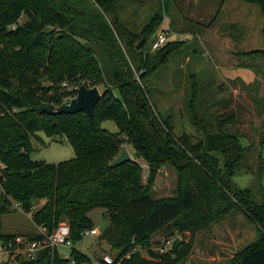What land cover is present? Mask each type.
<instances>
[{"label": "trees", "instance_id": "obj_1", "mask_svg": "<svg viewBox=\"0 0 264 264\" xmlns=\"http://www.w3.org/2000/svg\"><path fill=\"white\" fill-rule=\"evenodd\" d=\"M90 1L107 23L86 20L64 0H0V213L14 211L15 202L30 213L34 227L41 228L23 234L28 240L44 243L45 235L61 221L68 226L70 241L68 257L43 246L32 258L0 257V264L10 260L11 264H90L74 243L81 239V230L93 226L87 211L94 206L106 217L97 238L121 257L120 264H175L190 251L196 231L231 211L243 213L257 235L236 249L226 264H264V190L257 200L232 180L245 147L235 133L223 130L232 120L231 112L214 115V125L204 122L191 104L193 81L188 115L199 136L173 133L169 116L159 114L148 92L157 65L180 40H166L152 50L149 44L144 47L161 21L160 13L154 12L132 31L118 17L121 0ZM240 1L255 4L264 17V0ZM20 15L23 19L18 22ZM238 31L242 32L240 27ZM260 34L264 42V24ZM232 54L242 58L238 67L260 74L252 60L264 57V47ZM80 84L101 87L90 120L81 110L38 109L40 104L57 105L73 96ZM106 119L114 123V132L100 126ZM37 131L52 140L62 135L72 156L55 162L30 159L31 138L41 142ZM121 143L129 144L133 157L144 161V177L131 157L108 166ZM164 164L174 170L173 193L151 197L154 176ZM38 200L40 204L33 207ZM157 231L162 236L178 232L180 237L168 252L147 250L143 256L132 250L149 245ZM12 235L0 231V240Z\"/></svg>", "mask_w": 264, "mask_h": 264}, {"label": "rangeland", "instance_id": "obj_2", "mask_svg": "<svg viewBox=\"0 0 264 264\" xmlns=\"http://www.w3.org/2000/svg\"><path fill=\"white\" fill-rule=\"evenodd\" d=\"M64 1L78 8L86 20L103 21L98 15L99 8L90 0ZM117 12L120 21L132 31H138L154 12L160 13L161 21L148 36L144 47H148L152 35L165 24L166 39L180 41L157 65L149 79L151 101L161 116H169L173 133L185 131L193 139L199 136L188 115L193 81L196 85L191 104L204 122L214 125V115L231 112L232 120L225 124L223 130L235 133L240 145L245 147L240 168L232 180L238 187L248 188L254 199H260L264 190V57L252 60L260 69V74H254L247 68L238 67L242 58L232 54L235 50L264 47L260 34L264 17L258 7L240 0H121ZM101 16L107 23L106 17ZM22 19L20 15L17 21ZM230 23L233 27L228 29ZM105 31L111 39L107 25ZM234 33L239 35L233 37ZM238 68L243 69L239 75ZM96 88L98 92L101 89L100 85ZM100 126L110 132L116 130L109 119L101 121ZM36 134L41 142L31 138L30 159L55 162L72 156V150L62 135L52 140L41 132ZM120 148H124L129 157L141 161L139 157H133L129 144L122 143ZM174 178L173 168L162 165L154 176L150 196L171 195ZM40 202L36 201L33 207ZM29 215L19 208L0 213V231L13 234L39 232L41 228L34 227ZM87 215L97 231L106 223L100 207H91ZM161 235L164 234L157 231L151 239ZM256 235L254 224L243 213L231 211L223 219L196 231L190 251L175 264H226L236 249ZM74 246L91 261L114 252L96 234H87ZM56 251L63 257L69 256V248L58 246ZM9 263L13 262L10 260Z\"/></svg>", "mask_w": 264, "mask_h": 264}, {"label": "built area", "instance_id": "obj_3", "mask_svg": "<svg viewBox=\"0 0 264 264\" xmlns=\"http://www.w3.org/2000/svg\"><path fill=\"white\" fill-rule=\"evenodd\" d=\"M167 26L161 28L152 35L151 41L149 43V48L155 49L163 44L167 39ZM13 110V108H10ZM2 111H0L1 113ZM122 143L120 144V146ZM142 169V177H144L146 164L144 161H137ZM11 207L17 208V203L13 202ZM98 231L95 227H90L83 229L79 232L80 237H84L87 234H97ZM180 235L178 232H173L170 235L158 236L154 239L150 238L149 245L147 246H134L132 250L137 251L140 255L147 256V250L155 253L168 252L172 246V242L179 239ZM70 241L68 239V226L64 222H58L56 226L45 235V242L41 243L39 240H28L23 234H14L11 238L5 240H0V257H14L22 256L25 258H32L39 248L47 246L49 248H57L58 246H63L69 248ZM126 256V254L124 255ZM115 253L112 254H102L99 260H93L90 264H120L121 257H116Z\"/></svg>", "mask_w": 264, "mask_h": 264}, {"label": "water", "instance_id": "obj_4", "mask_svg": "<svg viewBox=\"0 0 264 264\" xmlns=\"http://www.w3.org/2000/svg\"><path fill=\"white\" fill-rule=\"evenodd\" d=\"M138 46V42L135 47ZM99 96V92L96 86H85L80 84L76 87L75 93L71 97H65L57 105L52 104H40L38 109L45 113H69L81 110L85 114L88 120L92 116V106ZM129 158L128 153L124 148H121L119 152L108 162V166H114Z\"/></svg>", "mask_w": 264, "mask_h": 264}, {"label": "crops", "instance_id": "obj_5", "mask_svg": "<svg viewBox=\"0 0 264 264\" xmlns=\"http://www.w3.org/2000/svg\"><path fill=\"white\" fill-rule=\"evenodd\" d=\"M165 26H166V24H165ZM234 34H235V33H234ZM234 34H233V35H234ZM233 35H232V36H233ZM237 35H239V34H237ZM242 70H243V69L240 70V68H238V70H237V75H239L240 73H242ZM248 73H250V72H248ZM235 75H236V74H235ZM250 80H251V78H250ZM10 233H13V232H10ZM16 234H18V233H16Z\"/></svg>", "mask_w": 264, "mask_h": 264}]
</instances>
